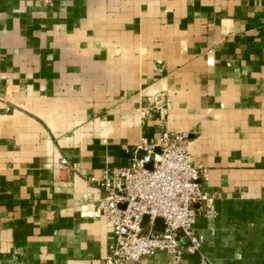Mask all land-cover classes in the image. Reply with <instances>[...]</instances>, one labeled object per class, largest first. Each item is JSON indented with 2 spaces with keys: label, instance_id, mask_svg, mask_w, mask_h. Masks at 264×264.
<instances>
[{
  "label": "crops",
  "instance_id": "obj_1",
  "mask_svg": "<svg viewBox=\"0 0 264 264\" xmlns=\"http://www.w3.org/2000/svg\"><path fill=\"white\" fill-rule=\"evenodd\" d=\"M161 120L220 195L205 261L264 264V0H0V264H103L98 183Z\"/></svg>",
  "mask_w": 264,
  "mask_h": 264
},
{
  "label": "built area",
  "instance_id": "obj_2",
  "mask_svg": "<svg viewBox=\"0 0 264 264\" xmlns=\"http://www.w3.org/2000/svg\"><path fill=\"white\" fill-rule=\"evenodd\" d=\"M163 95L149 99L142 123L163 108ZM161 132L156 143L142 139L128 150V166L105 171L98 183L104 197L91 208L110 224L113 243L103 264L138 263L159 253H167L176 262L183 254L200 257L203 236L195 232L199 215L215 218L220 195L206 188L209 169L194 165L190 156L191 140L187 134L168 131L160 121ZM75 165L61 159L60 170L74 171ZM111 176V177H110ZM91 185L97 184L94 178ZM149 218L148 229L143 222ZM162 220L164 230L156 226Z\"/></svg>",
  "mask_w": 264,
  "mask_h": 264
},
{
  "label": "water",
  "instance_id": "obj_3",
  "mask_svg": "<svg viewBox=\"0 0 264 264\" xmlns=\"http://www.w3.org/2000/svg\"><path fill=\"white\" fill-rule=\"evenodd\" d=\"M128 161L126 160L125 161V163H124V167L126 168L128 165V163H127ZM148 221H149V218H145L144 219V222H143V227H144V229L145 230H147L148 229ZM156 226L157 227H159V228H161L162 230H164V225H163V221L162 220H157V222H156Z\"/></svg>",
  "mask_w": 264,
  "mask_h": 264
},
{
  "label": "rangeland",
  "instance_id": "obj_4",
  "mask_svg": "<svg viewBox=\"0 0 264 264\" xmlns=\"http://www.w3.org/2000/svg\"><path fill=\"white\" fill-rule=\"evenodd\" d=\"M46 1H47V3L49 2V0H46ZM153 97H156V95L153 96ZM151 98H152V97H151ZM151 98H150V99H151ZM164 103H165V98L163 97V104H162L163 106H164ZM145 108H146V107H143L142 109L139 110V111H140L139 113H140V119H141V121H143V120H142L141 113L143 112V109H145ZM162 110H163V108H161V111H162ZM161 111H159V112H161ZM140 141H141V140H140ZM140 141H139V143H140ZM60 171L63 172L62 170H60Z\"/></svg>",
  "mask_w": 264,
  "mask_h": 264
}]
</instances>
